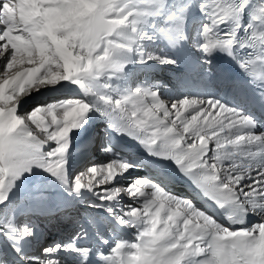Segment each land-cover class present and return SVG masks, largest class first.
<instances>
[{
  "label": "snow or ice",
  "instance_id": "6c2138e0",
  "mask_svg": "<svg viewBox=\"0 0 264 264\" xmlns=\"http://www.w3.org/2000/svg\"><path fill=\"white\" fill-rule=\"evenodd\" d=\"M0 264H264V0H0Z\"/></svg>",
  "mask_w": 264,
  "mask_h": 264
},
{
  "label": "bare ground",
  "instance_id": "6f19581e",
  "mask_svg": "<svg viewBox=\"0 0 264 264\" xmlns=\"http://www.w3.org/2000/svg\"><path fill=\"white\" fill-rule=\"evenodd\" d=\"M143 174L144 173H138L137 175H143ZM173 190L179 194H184L183 190L179 188L178 186ZM55 229L56 230L52 232L54 239H67L73 233V229L70 225L58 224L55 226ZM51 230L53 229L51 228ZM85 243L89 245H95L97 242L94 239H90L89 241H86Z\"/></svg>",
  "mask_w": 264,
  "mask_h": 264
},
{
  "label": "rangeland",
  "instance_id": "374dc122",
  "mask_svg": "<svg viewBox=\"0 0 264 264\" xmlns=\"http://www.w3.org/2000/svg\"><path fill=\"white\" fill-rule=\"evenodd\" d=\"M138 173H134V175H137ZM63 225V224H62ZM62 227V226H61ZM53 230H51V232H54L56 229L55 227H52Z\"/></svg>",
  "mask_w": 264,
  "mask_h": 264
}]
</instances>
